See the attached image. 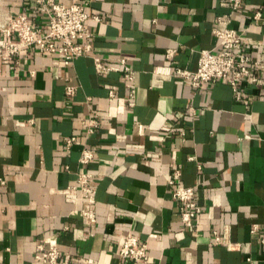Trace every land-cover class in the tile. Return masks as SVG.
<instances>
[{"label": "crops", "instance_id": "0c3cea01", "mask_svg": "<svg viewBox=\"0 0 264 264\" xmlns=\"http://www.w3.org/2000/svg\"><path fill=\"white\" fill-rule=\"evenodd\" d=\"M57 1L80 3L100 20L86 22L89 38L77 42L90 48L68 65L35 47L0 59V264H33L39 241L57 244L56 264H135L118 255L129 233L147 244L141 264H264V29L251 19L257 7L264 18V0H243L230 16L237 52L259 62L257 81L239 82V100L224 80L195 88L172 75L195 70L201 50L218 49L213 29L223 27L217 18L230 13L229 0ZM0 13L26 14L48 30L35 0H0ZM93 57L112 68L124 59L134 80L97 71ZM88 114L100 123L90 136ZM65 137L75 138L70 148ZM83 147L94 152L87 165ZM178 166L176 185L195 186L202 207L193 228L183 226L167 183ZM82 172L94 176L93 203L73 188Z\"/></svg>", "mask_w": 264, "mask_h": 264}, {"label": "built area", "instance_id": "2783aa9c", "mask_svg": "<svg viewBox=\"0 0 264 264\" xmlns=\"http://www.w3.org/2000/svg\"><path fill=\"white\" fill-rule=\"evenodd\" d=\"M231 11L217 18V22L223 27H215L213 34L218 39L217 50L204 49L199 52L197 67L195 70L185 68H175L172 72L174 77H179L191 84L195 88H200L203 84L214 82L216 80H224L227 82L233 92L236 100L241 99L242 91L239 88V82L243 79H249L251 82L257 81L255 74L259 67V62L250 55L238 51L241 44V38L237 34L235 28L229 25L231 13L239 10L243 0H229ZM41 11L48 15V30L45 34L41 33L39 27L33 26L26 14L11 15L8 13H0V59L8 60L20 54L25 47H35L41 52H58L63 54V63L65 65L73 62L77 57L83 56L90 48V44L82 45L77 42L78 39L89 38L86 31V22L91 18L99 21L97 15H90L86 12L84 6L77 2L63 4L57 0H35ZM263 9L255 8L251 12L253 21H261V27L264 29ZM174 54V50L168 49L166 57L170 59ZM94 68L97 71H115L120 74L128 82H132L135 77V71L127 64L124 59H120V68H112L105 65L100 58L93 57ZM76 91L73 85L65 87V94L72 96ZM108 97L114 98L115 92L108 90ZM135 104V88L130 86L127 95V105ZM195 109H192L194 113ZM86 135L90 136L99 127L100 123L95 115L88 114L82 119ZM74 137H65L64 143L70 148L74 142ZM94 158V152L89 147H83L79 155V163L87 165ZM181 167H176L167 183L172 187V198L179 204L181 222L186 228H193L196 220L202 211L201 205L198 203V195L195 186H178L176 181L181 177ZM93 174L89 172L79 173L76 185L82 197L89 203L95 200V187L93 185ZM6 183L5 178L0 177V185ZM84 218L89 222L95 221V213L92 210L82 211ZM257 224H254L250 232L257 231ZM213 239L216 243L224 244L231 249L233 243L228 237L217 231L212 232ZM264 242V236L261 237ZM118 255L127 260L133 261L135 264L148 262L149 252L146 243L140 242L135 234H127L118 250ZM61 256V252L55 243L48 246L43 241H39L35 245L33 264H56Z\"/></svg>", "mask_w": 264, "mask_h": 264}]
</instances>
